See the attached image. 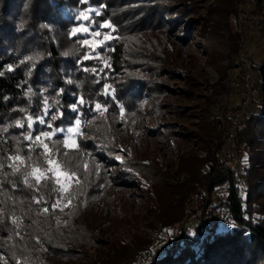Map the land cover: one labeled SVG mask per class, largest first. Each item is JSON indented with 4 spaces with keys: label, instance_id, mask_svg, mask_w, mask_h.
<instances>
[{
    "label": "trees",
    "instance_id": "trees-1",
    "mask_svg": "<svg viewBox=\"0 0 264 264\" xmlns=\"http://www.w3.org/2000/svg\"><path fill=\"white\" fill-rule=\"evenodd\" d=\"M88 7L97 9L90 27L111 34L97 47L72 33L78 12ZM199 9L198 0H0V257L18 264H96L88 256L99 249L101 264H144L157 237L104 251L97 235V220L106 214L97 212V203L113 183L105 159L118 153L117 141L134 127L146 98L151 115L165 116L164 100L175 91L167 80L178 75L166 65L167 45L172 38L187 41L190 16ZM258 93L259 107L238 133L251 148L242 172L215 158L223 140L211 142L219 122L207 120L197 134L203 157L179 156L183 135L159 122L154 129L173 142L181 181L169 182L155 164L126 161L154 188L156 230H175L173 249L151 264H264V84ZM77 120L71 147L58 130ZM50 161L71 177L67 189L48 170ZM209 207L222 208L223 225L216 217L198 220ZM187 218L199 222L173 227Z\"/></svg>",
    "mask_w": 264,
    "mask_h": 264
},
{
    "label": "rangeland",
    "instance_id": "rangeland-1",
    "mask_svg": "<svg viewBox=\"0 0 264 264\" xmlns=\"http://www.w3.org/2000/svg\"><path fill=\"white\" fill-rule=\"evenodd\" d=\"M198 1L199 11L190 16L194 20L193 33L187 37L185 43L172 38L167 45L166 65L177 71L178 75L168 77L167 80L168 87L175 91H168V96L164 100L167 104L165 116L158 120L151 115L150 100L146 98L142 105V115L134 127L120 136L117 141L118 153L105 159L106 173L113 179V183L106 192L105 198L97 203L98 213L106 211V214L97 220V225L101 227L97 235L106 242L102 246L104 251H107L111 244H141L148 238L157 237L150 254L143 259L144 264H151L155 258L162 256L166 249H173L170 238L175 230L167 232L156 230L160 225L154 210V188L133 168L125 165L126 161L140 162L145 166L155 164L167 172L169 182L181 181L184 175L177 172L179 156L190 152H194L196 157H203L206 154L201 148L197 134L200 132L203 120H207L210 125L219 122L216 129H211L213 126H209L212 133L210 139L212 143L218 142L219 136L223 140L214 156L225 168V152L229 151L231 146L243 145V143L249 146L246 141L239 140L238 133L244 127L247 114L259 107L257 89L249 110L241 115V124L236 128L233 126L230 115L241 100V89L235 79L240 56L253 60L255 65L253 75L256 74V77L262 74L261 69L264 68V25L261 22L264 16V0L260 3V8L257 0ZM83 12L90 17L97 13V9L88 7ZM234 17L238 22L237 30H234L232 23ZM84 23L87 22L80 19V23L73 29H80ZM102 26L107 24L103 23ZM184 26L185 24L182 28ZM90 29L91 33L99 32L101 35L95 36L82 30L75 33L72 30V33L86 35V40L92 47L99 46L106 37L109 39L111 36L109 33L103 34L97 29L91 27ZM158 122L167 124L176 133L183 135L178 145L181 148L179 156L175 155L173 142L171 140L164 142L154 131ZM69 128L73 131L69 132ZM58 132L63 133L67 145L73 147L76 145L80 125L75 122L70 127L59 129ZM250 151L249 146L248 151L243 154L241 161L233 170L242 172L247 166V156ZM218 153L220 157L217 156ZM48 170L62 190L69 187L71 177L56 162L50 161ZM36 176H40L39 172ZM119 180L126 181L127 184L122 186ZM221 192L219 189L215 193L221 194ZM199 216L198 220L201 219L202 222H210L216 217L222 225L226 220L222 208L209 207ZM105 221L110 223L102 226ZM198 222L187 218L182 222L174 223L173 227L177 230L183 225V229L187 230ZM88 258L96 264H101L100 250L92 249ZM18 263V258L11 260L7 255L0 257V264Z\"/></svg>",
    "mask_w": 264,
    "mask_h": 264
},
{
    "label": "built area",
    "instance_id": "built-area-1",
    "mask_svg": "<svg viewBox=\"0 0 264 264\" xmlns=\"http://www.w3.org/2000/svg\"><path fill=\"white\" fill-rule=\"evenodd\" d=\"M234 30H237V19L234 17L232 19ZM240 65L236 68L235 79L237 80V85L241 89V100L235 109L231 112L230 118L233 122V126L236 128L241 124V115L243 112L249 110L252 105L256 90L264 84V72L255 76L253 75L254 64L253 60L246 58V56H240ZM249 146L243 143V145L231 146L229 151L225 152L224 156V166L227 169H234L235 165L241 161L243 154L248 151ZM220 157V154H217ZM235 163V164H234ZM234 165V166H233Z\"/></svg>",
    "mask_w": 264,
    "mask_h": 264
},
{
    "label": "snow or ice",
    "instance_id": "snow-or-ice-1",
    "mask_svg": "<svg viewBox=\"0 0 264 264\" xmlns=\"http://www.w3.org/2000/svg\"><path fill=\"white\" fill-rule=\"evenodd\" d=\"M77 19H78V20L82 19V20L86 21L87 23L82 24L80 29H73V32L75 33V32H77L78 30H82V31H84L85 33H91V29H90L91 18H90L88 15H86L85 12L81 11V12L78 14V16H77ZM91 34H92V35H95V36H99V35H101V33H99V32H95V33H91ZM107 38H108V37H106V39H107ZM84 43L87 44V43H88V40H85ZM81 103H83V101H81ZM96 107L99 108L100 105L97 104ZM75 110H76V108L73 107V111H75ZM45 114H47V112H46ZM54 118H55V117H53V119H54ZM40 123L43 124L44 121L41 120ZM76 123L79 124V121H76ZM29 127H32V125L30 124ZM48 127L51 128L52 125L49 124ZM68 131H69V132H72L73 129H72V128H69ZM42 135H44L45 137H47V136H49V135H51V134L48 133V132H44V133H42ZM39 139H40V136H39V135L36 136V140H39ZM37 179H39V178H37Z\"/></svg>",
    "mask_w": 264,
    "mask_h": 264
}]
</instances>
